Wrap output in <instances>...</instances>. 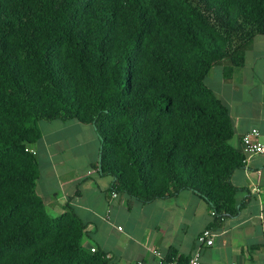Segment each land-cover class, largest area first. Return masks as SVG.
<instances>
[{
  "label": "trees",
  "instance_id": "trees-1",
  "mask_svg": "<svg viewBox=\"0 0 264 264\" xmlns=\"http://www.w3.org/2000/svg\"><path fill=\"white\" fill-rule=\"evenodd\" d=\"M259 33L264 0H0V264H119L84 244L69 202L48 212L40 120L94 125L113 192L146 203L189 189L216 218L237 213L245 157L205 78Z\"/></svg>",
  "mask_w": 264,
  "mask_h": 264
},
{
  "label": "crops",
  "instance_id": "crops-1",
  "mask_svg": "<svg viewBox=\"0 0 264 264\" xmlns=\"http://www.w3.org/2000/svg\"><path fill=\"white\" fill-rule=\"evenodd\" d=\"M205 82L228 107L235 131L231 143L242 152L245 132L253 127L264 132V34L245 45L240 63L223 60ZM42 122L35 145L37 191L52 215L70 203L87 223L86 246L107 251L119 264H171L174 258L182 263L209 228L216 236L203 248L202 264H264V153L233 172L239 210L218 219L209 201L189 189L146 203L114 196L112 176L98 167L101 141L94 125L77 119Z\"/></svg>",
  "mask_w": 264,
  "mask_h": 264
},
{
  "label": "built area",
  "instance_id": "built-area-1",
  "mask_svg": "<svg viewBox=\"0 0 264 264\" xmlns=\"http://www.w3.org/2000/svg\"><path fill=\"white\" fill-rule=\"evenodd\" d=\"M31 151L36 153V149L32 148ZM242 153L244 154V160L251 157L254 154L264 153V132L257 127H253L242 136ZM254 188L253 190H257ZM116 192L113 195L116 196ZM216 233L209 228H205L197 237V244L192 254L184 262L178 261V259H170L171 264H202V251L205 246L212 245L215 240ZM95 250V247L91 248ZM157 254L163 258V255L157 252Z\"/></svg>",
  "mask_w": 264,
  "mask_h": 264
},
{
  "label": "rangeland",
  "instance_id": "rangeland-1",
  "mask_svg": "<svg viewBox=\"0 0 264 264\" xmlns=\"http://www.w3.org/2000/svg\"><path fill=\"white\" fill-rule=\"evenodd\" d=\"M43 120H40L39 121V127H41V129L43 128V126H44V123L45 122H42ZM91 142V139H89V143ZM92 143V142H91Z\"/></svg>",
  "mask_w": 264,
  "mask_h": 264
}]
</instances>
